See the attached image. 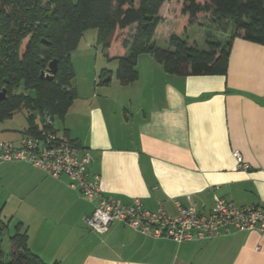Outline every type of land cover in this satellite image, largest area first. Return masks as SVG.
Returning <instances> with one entry per match:
<instances>
[{
  "label": "crops",
  "instance_id": "1",
  "mask_svg": "<svg viewBox=\"0 0 264 264\" xmlns=\"http://www.w3.org/2000/svg\"><path fill=\"white\" fill-rule=\"evenodd\" d=\"M116 57L94 70L87 62L75 78L77 97L63 118L54 117V129L92 155L103 193L125 203L139 198L150 210L163 204L171 215L178 202L208 213L216 195L237 206L264 205V43L235 37L226 74L169 73L142 53L130 84L117 77ZM99 68L110 71L109 80L98 82ZM24 117L20 127L0 128V141L20 145L29 128ZM235 151L249 170L237 167ZM0 206L47 264H264V235L256 229L183 242L121 222L96 233L87 224L94 205L68 176L25 161L0 158Z\"/></svg>",
  "mask_w": 264,
  "mask_h": 264
},
{
  "label": "trees",
  "instance_id": "2",
  "mask_svg": "<svg viewBox=\"0 0 264 264\" xmlns=\"http://www.w3.org/2000/svg\"><path fill=\"white\" fill-rule=\"evenodd\" d=\"M165 1L0 0V92L7 90L0 101V121L24 111L28 134L37 135L36 112L65 116L77 97L71 54L89 29L97 30L108 58L117 56L116 75L123 84L138 78L142 53L153 55L169 73L226 74L235 37L264 43V0H178L173 17L179 18V25L170 34L169 47H160L156 38L164 23L160 10ZM203 18L228 33L227 40L211 38L206 49L189 44L180 30ZM54 59L59 67L55 78H41ZM109 73L103 69L102 78ZM1 214L0 264H47L31 250L21 223L9 233L10 221ZM6 237L12 246L10 260L3 250Z\"/></svg>",
  "mask_w": 264,
  "mask_h": 264
},
{
  "label": "built area",
  "instance_id": "3",
  "mask_svg": "<svg viewBox=\"0 0 264 264\" xmlns=\"http://www.w3.org/2000/svg\"><path fill=\"white\" fill-rule=\"evenodd\" d=\"M41 124L40 134H27L20 145L0 141V158L3 161H25L52 177L66 175L69 185L81 192L94 205L87 218L89 228L99 234L106 233L114 222H121L144 234L170 238L177 242L210 240L232 231L256 229L264 235V205L237 206L224 197L215 196V204L208 213H202L190 203L180 202L178 212L169 214L163 204L157 210L144 206L139 198L133 203L106 196L101 188V175L92 172L93 157L69 137L54 129V117L48 112H36ZM237 167L249 170L241 152L235 151Z\"/></svg>",
  "mask_w": 264,
  "mask_h": 264
},
{
  "label": "rangeland",
  "instance_id": "4",
  "mask_svg": "<svg viewBox=\"0 0 264 264\" xmlns=\"http://www.w3.org/2000/svg\"><path fill=\"white\" fill-rule=\"evenodd\" d=\"M178 0H166L160 10V16H166L167 18L162 25L161 31L157 35L156 43L160 47L168 48L169 47V38L170 34L174 32V29L179 25V18H169V15L176 13L178 10L177 5ZM177 7V8H176ZM176 9V10H175ZM134 29L132 28V32ZM181 36L191 45H196L198 49H206L208 47L207 40L213 38L214 40H219L220 42H224L227 40L229 35H226L224 32L219 30L210 20L201 19L199 22H195L187 26V28H183L180 30ZM227 36V37H226ZM102 44L98 43L97 39V30L89 29L86 31L83 39L79 43L78 49L74 50L71 54L72 63L75 70V78L82 79L85 75V64L90 62L93 68L101 65L104 62H109L106 55H104ZM105 56V57H104ZM102 68L97 70L96 74L98 77V82H102L104 78H102ZM34 92L32 91V95ZM25 122L24 111H19L15 114L12 119H7L3 123H0V128L3 127H20ZM55 122V119H54ZM4 138L0 137V140ZM1 208V206H0ZM1 217L4 221H8L11 217L10 214H6V212H2ZM14 233V228L11 227L9 233ZM3 250L5 254H7L6 259L10 260V252L12 250L11 243L6 237L3 241Z\"/></svg>",
  "mask_w": 264,
  "mask_h": 264
},
{
  "label": "water",
  "instance_id": "5",
  "mask_svg": "<svg viewBox=\"0 0 264 264\" xmlns=\"http://www.w3.org/2000/svg\"><path fill=\"white\" fill-rule=\"evenodd\" d=\"M58 60L54 59L49 63V69L48 71H42L41 72V78H45L47 80H53L55 78L56 73L58 72ZM110 77L105 78V81L109 80ZM7 96V90L4 88L0 92V101L4 100Z\"/></svg>",
  "mask_w": 264,
  "mask_h": 264
}]
</instances>
